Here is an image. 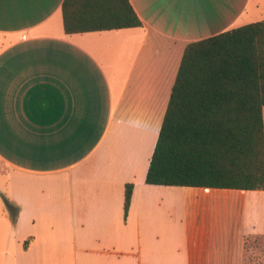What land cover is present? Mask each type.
Here are the masks:
<instances>
[{"label":"crops","instance_id":"0c3cea01","mask_svg":"<svg viewBox=\"0 0 264 264\" xmlns=\"http://www.w3.org/2000/svg\"><path fill=\"white\" fill-rule=\"evenodd\" d=\"M63 1L0 0L13 264H191L213 241L208 209L223 189L148 184L146 174L187 44L264 19L263 5L130 0L141 26L67 33Z\"/></svg>","mask_w":264,"mask_h":264},{"label":"trees","instance_id":"16d2710c","mask_svg":"<svg viewBox=\"0 0 264 264\" xmlns=\"http://www.w3.org/2000/svg\"><path fill=\"white\" fill-rule=\"evenodd\" d=\"M62 14L67 33L142 25L130 0H64ZM146 183L264 191V19L187 44Z\"/></svg>","mask_w":264,"mask_h":264},{"label":"rangeland","instance_id":"374dc122","mask_svg":"<svg viewBox=\"0 0 264 264\" xmlns=\"http://www.w3.org/2000/svg\"><path fill=\"white\" fill-rule=\"evenodd\" d=\"M260 1L264 10V0ZM2 178L0 176V264H13L17 240L11 216L4 211L6 196L2 193L6 191ZM214 195L219 199L208 209L215 229L213 241L204 245L202 252L192 251L197 256L191 264H264V191L223 189ZM226 195L233 198L225 199ZM238 195L242 197H234ZM245 238L248 240L246 246Z\"/></svg>","mask_w":264,"mask_h":264}]
</instances>
